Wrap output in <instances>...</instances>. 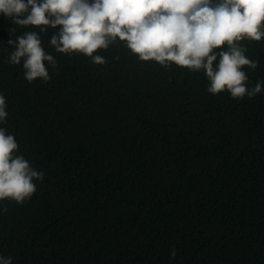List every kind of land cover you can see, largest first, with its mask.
Segmentation results:
<instances>
[{
    "label": "trees",
    "instance_id": "obj_1",
    "mask_svg": "<svg viewBox=\"0 0 264 264\" xmlns=\"http://www.w3.org/2000/svg\"><path fill=\"white\" fill-rule=\"evenodd\" d=\"M27 30L39 29L0 16L3 126L44 178L24 203L0 202V254L12 264H264V91L213 95L203 71L138 61L119 41L94 64L56 52L52 29L40 35L56 67L28 82L6 44ZM242 43L258 61L252 87L264 82V38Z\"/></svg>",
    "mask_w": 264,
    "mask_h": 264
},
{
    "label": "clouds",
    "instance_id": "obj_2",
    "mask_svg": "<svg viewBox=\"0 0 264 264\" xmlns=\"http://www.w3.org/2000/svg\"><path fill=\"white\" fill-rule=\"evenodd\" d=\"M0 16L15 26L39 29L6 42L12 46L7 62L21 65L28 82H47L48 68L56 67L40 35L52 29L48 45L56 52L82 54L94 64L107 63L98 49L119 41L138 61L203 71L206 90L213 95L226 91L239 100L264 91L260 80L247 85V71L256 69L258 61L245 54L242 43L264 38V0H0ZM7 107L0 91V202L22 204L36 191L44 172L19 152L14 134L3 126ZM6 210L0 207V213ZM175 256L170 249V257ZM12 261V256L0 254V264Z\"/></svg>",
    "mask_w": 264,
    "mask_h": 264
}]
</instances>
